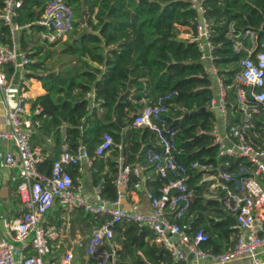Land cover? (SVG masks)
<instances>
[{
	"label": "trees",
	"instance_id": "1",
	"mask_svg": "<svg viewBox=\"0 0 264 264\" xmlns=\"http://www.w3.org/2000/svg\"><path fill=\"white\" fill-rule=\"evenodd\" d=\"M4 1L0 0V10ZM20 1L14 12L15 22L29 24L30 30L22 35L21 50L36 59L29 68L37 73L40 70L28 76H35L44 89L29 101L32 112L39 109L32 116L38 124L30 137L32 147L43 154L38 171L49 174L63 146L75 151L83 144L91 158L92 186H101L103 198H116L114 178L119 153L125 164L147 165L152 179L145 186L158 196L159 188L174 174L168 172L161 177L147 163V150H159L160 146L153 131L134 125L133 120L145 107L168 95L165 118L177 130L179 153L175 157L186 169L187 188L193 190V199L177 222L189 225L190 236L203 230L206 240L200 247L206 251L220 253L232 248L238 235L235 220L223 208L222 196L206 197L207 183H200L204 171L193 167L194 162H216L217 148L210 136L215 115L208 109L215 91L214 78L200 58L196 42L179 37L181 27L194 28L196 11L190 7V0H64L73 11V27L65 39L59 36L49 44L41 36L46 28L36 23L48 0ZM203 4L214 44L212 63L228 87L227 106L232 110L233 77L243 52L233 49L229 25L234 22V35L239 34L246 45V30L253 31L258 41L263 39L264 0H205ZM0 34L2 42H10L9 29L2 20ZM104 133L111 134L122 149L113 148L107 156L95 155ZM241 163L244 161L240 158L230 159L231 167ZM67 169L75 180L77 167L69 165ZM108 218L75 209L70 231L74 234L77 228L85 237ZM112 231L109 244L114 264H184L173 260L146 226L118 221ZM52 244L46 264L56 260L52 251L59 244ZM83 247L80 245V256ZM101 249L106 250L104 245Z\"/></svg>",
	"mask_w": 264,
	"mask_h": 264
},
{
	"label": "built area",
	"instance_id": "2",
	"mask_svg": "<svg viewBox=\"0 0 264 264\" xmlns=\"http://www.w3.org/2000/svg\"><path fill=\"white\" fill-rule=\"evenodd\" d=\"M205 0H190V7L196 11L194 28H189L181 39L196 42L200 58L210 64L209 73L215 75L216 89L208 101V109L215 115L210 130L212 143L217 148L216 162H194L193 167L204 171L200 183H207L206 197L222 196L223 208L233 216L238 229L236 242L232 248L220 253L206 251L200 243L206 240L205 233L199 229L193 236L188 233L189 225L180 224L184 211L193 199V190L188 189L186 169L176 160L179 149L176 141L177 130L171 128L165 118L168 110V95L158 98L154 105L145 107L138 113L133 124L149 128L155 133L159 150L148 149L146 161L154 166L155 172L164 177L168 172L174 174L158 190V196L146 188L145 183L152 179L147 165L125 164L121 153L116 159L114 186L116 198L113 201L101 196V186L92 187L93 201L81 194V182L75 180L67 167L75 165L77 172L91 158L83 144L75 151L63 146L58 158L53 162L51 172L38 171L37 163L43 154L31 145L30 137L38 121L30 118L24 110V95L21 93L16 104L7 107L5 118L8 128L0 130V140L11 141L15 153H3V165L16 168L18 181L15 193L24 206L23 212L8 220H3V235L0 239V264H46L51 253V244L68 237L70 214L83 208L96 215H107L108 219L93 228L84 238V258L76 260L72 249H65L52 264H114L109 262V253L101 246L112 238V225L118 221L135 223L148 227L175 261L188 264H230L231 261L247 256L251 264H264V38L258 41L251 30L244 35L249 43L244 44L239 34L233 32L234 22L229 25L228 36L233 38V49L243 55L236 62L238 70L233 77L235 107L227 106V89L224 78L212 63L214 44L210 40V22L206 17ZM20 0H5L0 11V19L9 27L10 36L15 30L27 28L29 24L19 25L13 21L15 8ZM74 15L64 0H48L37 24L46 28L42 34L48 41L66 35L73 27ZM36 62L21 51L15 44L4 43L0 34V91L9 93L12 79L7 76L5 67L10 65L15 71ZM113 148L122 149L114 142L111 134L104 133L95 148V155L102 156ZM240 158L244 163L231 167L230 159ZM144 190L150 210L140 211L133 202L129 209L121 202L132 190ZM64 208L59 224H46L45 216L55 201Z\"/></svg>",
	"mask_w": 264,
	"mask_h": 264
},
{
	"label": "crops",
	"instance_id": "3",
	"mask_svg": "<svg viewBox=\"0 0 264 264\" xmlns=\"http://www.w3.org/2000/svg\"><path fill=\"white\" fill-rule=\"evenodd\" d=\"M1 11V10H0ZM1 20V19H0ZM13 21L15 24V14L13 16ZM5 24V23H4ZM6 25V24H5ZM39 25V24H38ZM7 26V25H6ZM8 27V26H7ZM29 27V26H28ZM21 28L18 30H15L13 33V36H10L9 33V39L10 42H7L8 44H15L20 50H21V44L20 41L22 39V35H27L30 33L29 28ZM9 29V27H8ZM23 32V30H25ZM181 35L185 36L187 31L189 30L188 27H181ZM43 32L41 33L42 36ZM28 36H25L24 38H27ZM62 37V36H61ZM42 38H44L42 36ZM64 37L63 39H65ZM35 39V38H33ZM48 41V40H47ZM5 43V42H4ZM31 41H29V44L31 45ZM52 43L51 41H48V44ZM47 47V44H44ZM23 51V50H21ZM24 52V51H23ZM25 53V52H24ZM26 54V53H25ZM207 64V70L211 71L210 69V64L205 62ZM51 64L48 63L47 66H50ZM30 65H27L26 67L22 69H16L15 71L12 69L10 65L5 67V72L8 77L12 79V85L10 87L9 93L5 94L0 91V130L8 128L6 118H5V110L7 107H12L16 104L18 97L21 93L24 95V110L30 118H32L33 113H37L39 111L38 108H35L34 111L30 110V100L34 99L38 95L44 93V89L42 87L41 82L35 77V76H28L38 74L35 70H31L29 68ZM211 77L214 79V88L216 89L215 86V75L211 73ZM34 130V127H33ZM6 151H12L15 153V148L14 145L11 141H4L0 140V239L3 235V227L2 223L3 220H8L11 219L15 216L20 215L23 210L24 206L19 200L17 194L15 193V187L16 183L18 181V175H17V169L16 168H7L3 165V153ZM110 152V151H109ZM108 153H106L104 156H107ZM91 163H84L82 165V170L77 172V178L81 182V194L87 199L88 201H93V194H92V183H91ZM75 177V178H76ZM133 202H137L139 205L140 211H149L150 210V205L149 201L146 198L144 194V190H132L129 193H127L126 197L122 199V206L126 209H129L131 204ZM73 212V211H72ZM71 212V214H72ZM65 211L64 208L60 205L59 201H55L52 209L47 213L45 216V222L46 224H55L57 220H60V217L64 215ZM70 214V218H71ZM71 219H70V224H69V233L68 237L63 239L61 243H58L54 249L53 246V251H52V258H58L60 253L64 251L65 249H72L75 254H76V260H82L84 258V252L80 256V245H84V238L85 237H80L77 233L78 232L75 230V233L72 234L70 229H71ZM87 236V235H86ZM54 245V244H52ZM112 247V245L110 244ZM113 249V247H112ZM84 251V247H83ZM187 259L186 261H181L184 264H188L190 260V254L186 253ZM113 260V257H112ZM174 260V259H173ZM114 262V261H113ZM18 264V263H15ZM203 264H212L210 261H204ZM230 264H251L250 259L247 256H240L233 261H231Z\"/></svg>",
	"mask_w": 264,
	"mask_h": 264
},
{
	"label": "water",
	"instance_id": "4",
	"mask_svg": "<svg viewBox=\"0 0 264 264\" xmlns=\"http://www.w3.org/2000/svg\"><path fill=\"white\" fill-rule=\"evenodd\" d=\"M104 246H105V248L107 249V251L109 253V262H111L114 251H113V249H112V247L110 246L109 243H105Z\"/></svg>",
	"mask_w": 264,
	"mask_h": 264
},
{
	"label": "rangeland",
	"instance_id": "5",
	"mask_svg": "<svg viewBox=\"0 0 264 264\" xmlns=\"http://www.w3.org/2000/svg\"><path fill=\"white\" fill-rule=\"evenodd\" d=\"M66 35H63L62 37L64 38ZM214 81V80H213ZM77 231V228L75 229ZM78 232V231H77ZM80 237H84L80 232L77 233Z\"/></svg>",
	"mask_w": 264,
	"mask_h": 264
}]
</instances>
